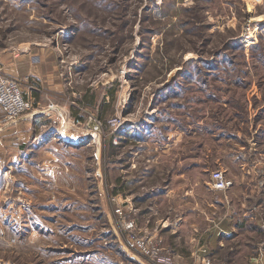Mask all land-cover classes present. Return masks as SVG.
<instances>
[{
  "label": "rangeland",
  "instance_id": "374dc122",
  "mask_svg": "<svg viewBox=\"0 0 264 264\" xmlns=\"http://www.w3.org/2000/svg\"><path fill=\"white\" fill-rule=\"evenodd\" d=\"M0 75V264H264V1L0 0Z\"/></svg>",
  "mask_w": 264,
  "mask_h": 264
},
{
  "label": "built area",
  "instance_id": "2783aa9c",
  "mask_svg": "<svg viewBox=\"0 0 264 264\" xmlns=\"http://www.w3.org/2000/svg\"><path fill=\"white\" fill-rule=\"evenodd\" d=\"M253 1L262 2L264 0ZM0 101L5 106L7 118L10 120L19 118L31 108L30 103L23 96L19 83L15 79L3 75H0ZM211 178L213 187L218 190H227L232 185V180L221 169L213 171ZM124 226L132 229L134 224L124 221ZM134 243L137 250L142 255L148 256L151 261H164L158 257V251L151 249L149 243L143 238H136Z\"/></svg>",
  "mask_w": 264,
  "mask_h": 264
},
{
  "label": "water",
  "instance_id": "95a60500",
  "mask_svg": "<svg viewBox=\"0 0 264 264\" xmlns=\"http://www.w3.org/2000/svg\"><path fill=\"white\" fill-rule=\"evenodd\" d=\"M12 122L8 123L7 125L11 124ZM3 128H1L0 130H2ZM60 130L66 135V136H69L71 139L70 140H73L75 137H77V133L75 131H70L68 130L67 126L65 125V121L64 119L61 120V125H60ZM94 137H96V134L93 135ZM101 193H102V196H103V199L105 201V191L104 189L101 187ZM104 207H105V210H106V213L110 219V222L112 223L113 225V219H112V216H111V213L109 211V208L106 204V202H104ZM121 243L124 247V249L127 251V253H129L133 258L135 259H138L139 260V257L137 255H135L134 253L131 252V250L128 248V246L121 240Z\"/></svg>",
  "mask_w": 264,
  "mask_h": 264
}]
</instances>
